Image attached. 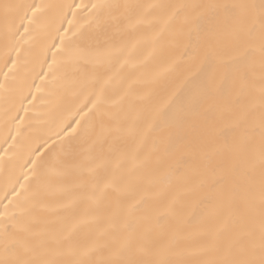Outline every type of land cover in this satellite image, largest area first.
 Returning a JSON list of instances; mask_svg holds the SVG:
<instances>
[{
  "label": "snow or ice",
  "instance_id": "snow-or-ice-1",
  "mask_svg": "<svg viewBox=\"0 0 264 264\" xmlns=\"http://www.w3.org/2000/svg\"><path fill=\"white\" fill-rule=\"evenodd\" d=\"M0 43L5 115L39 49L50 133L0 264H264V0H0Z\"/></svg>",
  "mask_w": 264,
  "mask_h": 264
},
{
  "label": "bare ground",
  "instance_id": "bare-ground-1",
  "mask_svg": "<svg viewBox=\"0 0 264 264\" xmlns=\"http://www.w3.org/2000/svg\"><path fill=\"white\" fill-rule=\"evenodd\" d=\"M18 2L32 3L33 0H18ZM36 2H40V0H36ZM45 2L90 4L95 2V0H45ZM116 2H137V0H116ZM161 2H166V0H161ZM69 18H71V16H69ZM64 26L68 27L66 22ZM38 52L39 49H36L29 54L27 66L21 65L19 69V74L21 76H27V84L29 86L24 89V95L27 96L29 91H31V93L37 97L36 100L32 104H28L27 101H25L22 107L19 103V98H17L14 106H9L11 110L8 115H5V107L0 104V157H3V160L7 162L6 170L0 172V208H2L4 203H7V200L4 199L5 194L8 193L11 195L12 185L16 183L17 177H19L20 183L24 182L23 173L26 172L27 169L23 167V162L28 158L29 152L38 147L42 142L36 135L37 128L39 127L41 129V135H43L44 138L50 134L48 128L43 126V120L41 119H46L45 114L48 111L46 101L43 99L45 92L44 90L37 92L36 88L32 86L33 82L36 85L42 84L41 80L36 76V73L40 71L39 65L33 62V58ZM7 71L8 69L4 67L3 44L0 43V81H3V73ZM24 108L28 109L27 113H25ZM17 112L21 117H24V122L22 124L14 120ZM18 124L19 135L17 136V141L12 148H9V144L12 143V141L8 139L9 133L17 135ZM5 149H8L7 153ZM16 187L19 188V184H16Z\"/></svg>",
  "mask_w": 264,
  "mask_h": 264
}]
</instances>
